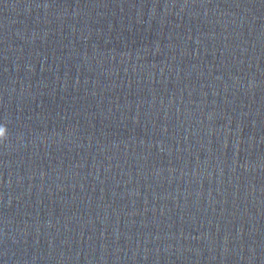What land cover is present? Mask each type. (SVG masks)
<instances>
[{"label": "water", "instance_id": "obj_1", "mask_svg": "<svg viewBox=\"0 0 264 264\" xmlns=\"http://www.w3.org/2000/svg\"><path fill=\"white\" fill-rule=\"evenodd\" d=\"M0 264H264V0H0Z\"/></svg>", "mask_w": 264, "mask_h": 264}, {"label": "clouds", "instance_id": "obj_2", "mask_svg": "<svg viewBox=\"0 0 264 264\" xmlns=\"http://www.w3.org/2000/svg\"><path fill=\"white\" fill-rule=\"evenodd\" d=\"M7 133V125L0 124V144H3L5 141L9 139V134Z\"/></svg>", "mask_w": 264, "mask_h": 264}]
</instances>
